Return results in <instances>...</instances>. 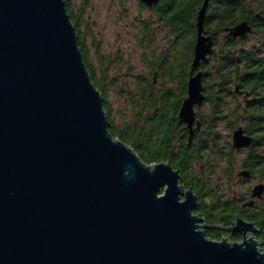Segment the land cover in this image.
I'll return each mask as SVG.
<instances>
[{"label":"water","instance_id":"95a60500","mask_svg":"<svg viewBox=\"0 0 264 264\" xmlns=\"http://www.w3.org/2000/svg\"><path fill=\"white\" fill-rule=\"evenodd\" d=\"M208 2L177 114L188 140L204 98L196 69L213 51ZM250 29L242 21L228 32ZM231 140L244 148L252 136L237 127ZM263 193L259 182L250 195ZM196 206L168 161L147 163L110 133L65 0H0V264H264L259 227L236 214L216 227L241 239H212Z\"/></svg>","mask_w":264,"mask_h":264},{"label":"trees","instance_id":"16d2710c","mask_svg":"<svg viewBox=\"0 0 264 264\" xmlns=\"http://www.w3.org/2000/svg\"><path fill=\"white\" fill-rule=\"evenodd\" d=\"M65 3L83 61L102 94L110 133L131 145L145 162L166 160L179 171L181 182L197 196L194 212L209 224L206 236L239 239L238 234L215 227L230 225L239 213L261 229L257 237L264 240V194L243 206L250 190L243 195L230 193L240 169L249 170L250 178L264 179V0H209L203 29L213 40V51L196 69L202 71L204 98L195 106L200 129L190 140L177 114L186 96L196 16L203 0H158L151 6L138 0L149 12L147 17L134 16L132 23L143 61L141 69L125 73L131 78L128 83L125 80L126 88H119L117 77L108 75L110 68L123 64L121 57L104 58L98 44L95 52L101 75H96L79 30V17L70 1ZM242 21L250 31L236 37L229 34L228 29ZM109 85L127 96L129 118L121 115L115 120L106 96ZM237 127L252 136L246 148L232 145L230 134ZM243 149V157L238 158Z\"/></svg>","mask_w":264,"mask_h":264},{"label":"rangeland","instance_id":"374dc122","mask_svg":"<svg viewBox=\"0 0 264 264\" xmlns=\"http://www.w3.org/2000/svg\"><path fill=\"white\" fill-rule=\"evenodd\" d=\"M69 1L73 13L79 17V30L83 36L88 58L95 69L96 75H101L98 54L95 52V44H98L100 46L99 54L104 58H114L116 55L121 57L123 64L120 67L113 66L110 68L108 75L117 77L119 88L120 86L126 88V83L131 81V78L125 73L141 69L143 61L142 50L134 39L136 32L132 27V23L135 20L134 16L147 17L149 15L148 10L140 7L138 0ZM125 80L126 83L124 84ZM121 81L122 84H120ZM106 96L115 120H120L121 115L129 118L130 105L127 96H121L116 88L110 85L106 89ZM205 109L206 104L202 107L203 111ZM223 133L225 134V132ZM244 153L245 149L241 150L237 157L242 158ZM238 176L230 188L231 194L243 195L256 183H264V179L259 180L255 176L251 178L239 174Z\"/></svg>","mask_w":264,"mask_h":264},{"label":"flooded vegetation","instance_id":"af4514ba","mask_svg":"<svg viewBox=\"0 0 264 264\" xmlns=\"http://www.w3.org/2000/svg\"><path fill=\"white\" fill-rule=\"evenodd\" d=\"M259 183V182H258ZM252 189V188H251ZM251 189H250V191H249V196H248V198H249V201L248 202H250V201H252V203H253V201L254 200H256V199H260V198H262L263 197V194H262V197H260V198H257V197H254V198H252L251 197V195H250V192H251ZM248 202L246 203V202H243V206H245L246 204H248ZM197 203H198V200H197ZM246 203V204H245ZM249 205H251V204H249ZM197 207V206H196ZM195 210V209H194ZM195 213V212H194ZM197 214V213H196ZM237 214H239V213H237ZM199 215V214H198ZM240 215V214H239ZM199 216H201V215H199ZM241 216V215H240ZM201 217H203V216H201ZM242 217V216H241ZM204 218V217H203ZM235 218V217H234ZM243 218V217H242ZM245 219V218H244ZM247 220V219H246ZM233 221H234V219H233ZM233 221H232V223H233ZM203 223H205L207 226L206 227H204V231H205V228H207L208 226H209V224L205 221V218H204V221H203ZM232 223L230 224V225H228V226H231L232 225ZM217 225H219V224H216L215 225V227L217 226ZM228 226H225V227H228ZM217 228V227H216ZM218 229H220V228H218ZM220 230H222V229H220ZM223 231H225V230H223ZM226 232H228V233H232V234H238L239 236H240V234L239 233H233V232H231V231H226ZM241 239V236H240V238L239 239H236V240H240Z\"/></svg>","mask_w":264,"mask_h":264}]
</instances>
